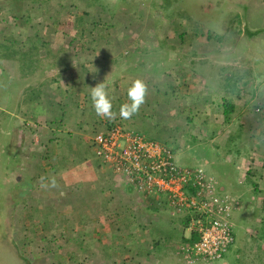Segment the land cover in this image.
Instances as JSON below:
<instances>
[{"label": "rangeland", "instance_id": "obj_1", "mask_svg": "<svg viewBox=\"0 0 264 264\" xmlns=\"http://www.w3.org/2000/svg\"><path fill=\"white\" fill-rule=\"evenodd\" d=\"M136 78L148 94L124 120ZM99 82L115 120L93 108ZM112 122L221 184L205 158L242 157L225 190L248 213L209 264H264V0H0V264H186L182 214L95 160L89 137Z\"/></svg>", "mask_w": 264, "mask_h": 264}, {"label": "built area", "instance_id": "obj_2", "mask_svg": "<svg viewBox=\"0 0 264 264\" xmlns=\"http://www.w3.org/2000/svg\"><path fill=\"white\" fill-rule=\"evenodd\" d=\"M91 144L96 158L131 190L165 200L174 212L197 214L189 230H195L198 239L182 251L186 264L221 260L233 246L232 214L241 204L219 192L214 178L196 168L177 166L168 146L119 125L93 135Z\"/></svg>", "mask_w": 264, "mask_h": 264}, {"label": "clouds", "instance_id": "obj_3", "mask_svg": "<svg viewBox=\"0 0 264 264\" xmlns=\"http://www.w3.org/2000/svg\"><path fill=\"white\" fill-rule=\"evenodd\" d=\"M147 94H148V86L142 79L136 78V79L132 80L130 86L127 89L128 102L121 104V106L119 108L120 118L124 119V120H128V119H131L135 114H137L139 112L141 106L145 103ZM90 96H91L93 108H94V110L98 116H100L102 118H106L108 120H115L116 113L112 111V108H113L112 101H113L114 97L110 96L108 86L106 83L99 82V83H96L95 86H92ZM255 110L258 111L259 107H256ZM113 125H119V124H112L111 126H113ZM108 129H109L108 127H105L103 129L99 130L98 132L92 133V135H95L96 133H100V132H105ZM91 138L92 137L90 136L89 137L90 147H92ZM95 160L100 162L97 158H95ZM207 175H209V174H207ZM209 176L214 178L212 175H209ZM214 180H215V178H214ZM215 181H216V185L218 186L219 192L225 191V193L229 194L228 191L220 188L221 183H219V181H217V180H215ZM51 185H52V187L56 186V181L54 178L51 181ZM241 208H243V206H241L238 210H240ZM234 213L235 212H233V214ZM233 228H234V223H233Z\"/></svg>", "mask_w": 264, "mask_h": 264}, {"label": "trees", "instance_id": "obj_4", "mask_svg": "<svg viewBox=\"0 0 264 264\" xmlns=\"http://www.w3.org/2000/svg\"><path fill=\"white\" fill-rule=\"evenodd\" d=\"M34 40H37L36 39V37H34ZM81 49H83V47L81 48ZM228 78V77H227ZM231 80V79H230ZM165 84H166V82H165ZM169 88H171V92L174 94L176 91H177V89H178V86H175V83H173V84H171V83H167L166 84ZM232 108H233V105H231V104H229L228 105V107L227 106H225L224 108H223V115H224V118H225V121L226 122H228V116H229V114H230V112L232 111ZM49 124V123H48ZM113 124V122L112 123H107L106 125H105V127H108V128H110L111 127V125ZM99 131V130H98ZM96 132V131H95ZM53 144V143H52ZM51 147V146H50ZM196 149V148H195ZM46 152V153H45ZM171 152H172V150H171ZM49 152H48V149H46L45 151H44V154H42V156H45V157H47L49 154H48ZM173 153V152H172ZM224 157H225V155H221L220 156V161H222V167H223V170H227L228 168H230V167H232V166H229L228 164H227V162H224ZM213 166H215L214 164H212ZM191 168H193V167H191ZM196 169H199V168H196ZM231 170V169H230ZM246 179H247V181L249 180L250 181V179L248 178L249 176H248V171L246 172ZM254 184V183H253ZM126 185V184H125ZM127 187H128V185H126ZM125 187V186H124ZM258 186L255 184V188H254V190L252 191V194H253V196H254V198H256L257 196L256 195H260V194H262V191H260L258 188H257ZM127 190H129V191H131L130 190V188L128 189L127 188ZM229 195L232 197V198H235V199H237V200H239L240 201V204H241V206H243V201H242V199H246V197H244V194H241V195H239L238 194V192L237 191H233V192H230L229 193ZM264 201V200H263ZM263 208H264V202H263ZM181 218V226L184 228V229H186L187 231L185 232V234L184 235H182V236H180V238H179V240H178V242H179V244H178V246H177V248H176V250H177V252L178 253H180V254H182V251H183V248L185 247V246H187V245H190V244H193L195 241H197V239H198V234H197V232L195 231V230H193V229H190L189 230V224H190V222H191V220L192 219H195V218H197V214L196 213H184V214H182V217H180ZM168 238H169V236H168ZM183 259V258H182ZM199 264H201V263H199Z\"/></svg>", "mask_w": 264, "mask_h": 264}, {"label": "crops", "instance_id": "obj_5", "mask_svg": "<svg viewBox=\"0 0 264 264\" xmlns=\"http://www.w3.org/2000/svg\"><path fill=\"white\" fill-rule=\"evenodd\" d=\"M222 155V154H221ZM220 154H219V151H218V149H217V151H216V149L213 151V153H212V157H208V158H205L206 159V161H207V163H210V165H212V164H214L215 166H216V163L218 162V161H220V160H218L219 159V156H221ZM223 156V155H222ZM239 162V161H244V159H242V157H239L236 153H233V154H226L225 155V157H224V162H227V163H230V162ZM220 165L222 166L223 164H222V161H220ZM229 165V164H228ZM230 166V165H229ZM211 167V166H210ZM232 167H230V168H228L227 170H222V173H223V175H225V177L223 178V180L224 181H226V182H224V184H220V188L221 189H223V190H225V188H226V186H227V184H229L230 182L229 181H227L229 178H228V176H229V174H231L229 171H230V169H231ZM236 168H238V167H236ZM238 177H239V182L237 183V184H242V183H244V181L246 180V174H243L242 172L241 173H238ZM241 175H243L242 176V179H240V177H241ZM247 189H248V187H246ZM260 189H262L261 188V186H260V188H259V190ZM254 197V196H253ZM243 210V211H242ZM234 212H242L244 215H246L247 213H248V211H244V209L243 208H241L240 210H236V211H234ZM233 221V220H232ZM234 223V222H233ZM228 252H230V249H229V251ZM223 259V258H222ZM222 264H227V262L226 261H223L222 262Z\"/></svg>", "mask_w": 264, "mask_h": 264}]
</instances>
